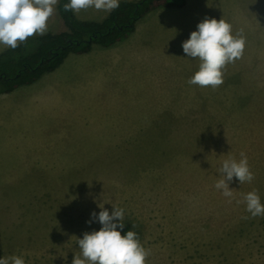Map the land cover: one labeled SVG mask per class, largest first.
<instances>
[{"label":"rangeland","instance_id":"1","mask_svg":"<svg viewBox=\"0 0 264 264\" xmlns=\"http://www.w3.org/2000/svg\"><path fill=\"white\" fill-rule=\"evenodd\" d=\"M202 4L209 18L246 38L242 58L226 65L216 90L187 84L199 61L182 49L207 15L182 10L154 21L144 14L138 33L147 32L140 45L151 59L112 73L117 91L109 86L101 101L70 97L92 120L61 132L57 143L38 132L45 122L23 128L25 139L8 152L0 136V257L72 264L77 238L102 227L88 223L92 213L116 206L123 222L140 229L147 264H264V217L242 219L250 214L236 203L252 190L264 203V5ZM17 120L11 133L22 125ZM241 152L255 179L240 185L234 178L229 203L214 185L223 160Z\"/></svg>","mask_w":264,"mask_h":264},{"label":"clouds","instance_id":"2","mask_svg":"<svg viewBox=\"0 0 264 264\" xmlns=\"http://www.w3.org/2000/svg\"><path fill=\"white\" fill-rule=\"evenodd\" d=\"M59 0H0V49H16L34 35H44L49 21L56 13ZM120 0H68L64 4L66 12L79 15L89 9L110 13L117 9ZM246 45L243 30L233 33V26L224 19L205 18L197 25V30L182 42L186 57L198 60V70L187 80L190 86L211 87L216 90L223 83V69L226 65L242 58ZM240 159L229 157L218 168L219 179L214 187L232 202L234 189L229 185L234 178L240 185L251 183L255 174L251 170L246 153ZM237 204H244L249 216L242 219L264 217V203L256 190L242 194ZM98 215L92 213V221L102 227L98 231L85 232L77 238L78 253L72 264H147L150 250L140 242L138 234L132 230L122 235L117 229L124 228V209L113 206L111 214L101 207ZM135 227V225H133ZM0 264H25L23 256L0 257Z\"/></svg>","mask_w":264,"mask_h":264},{"label":"crops","instance_id":"3","mask_svg":"<svg viewBox=\"0 0 264 264\" xmlns=\"http://www.w3.org/2000/svg\"><path fill=\"white\" fill-rule=\"evenodd\" d=\"M256 2L264 5V0H256ZM204 6L202 0H185L181 6L162 5L151 9V11L149 10L145 14L154 21L163 16L170 20L174 19L172 13L175 11L183 13L182 10H190L192 17L202 14L207 15L206 17L209 18L208 16L213 15V13L205 12ZM106 14V12L89 9L75 15L80 19H101ZM142 16L135 23L133 30L122 40L106 47L93 44L91 49L86 52L70 51L59 65L42 73L35 81L19 85L9 92L1 93L0 136L5 138L4 150L8 152L15 149V145L25 139V134L19 132L31 125L37 124L38 127L45 122L46 127L38 132L47 131L46 133L53 136L52 141L57 143L61 142L59 140L61 132L69 130L77 122L92 120L87 114L88 110L76 108V101L71 100L70 97L77 96L85 104H87V100L98 99V101H101L105 98L104 94L107 93L105 89L109 86L117 91L110 85L111 79L115 83L118 79L111 77L112 73L123 74L129 69L135 70L138 65L151 59V52L140 45V37L143 35L148 36L147 32L138 33L143 22L141 20ZM61 19L56 6V13L49 21L48 31L53 33L62 31L63 23ZM166 22L169 25L167 20ZM149 25L147 24V26ZM166 30L170 31V26ZM171 37L172 34H169V38ZM3 50L0 49V53ZM97 80H101V83L96 82ZM78 95L82 96L79 97ZM114 96V101L121 97L117 96V93ZM17 119H20L22 125L18 131L11 133V125L19 121ZM14 133H19V135L16 139L11 140L10 137Z\"/></svg>","mask_w":264,"mask_h":264},{"label":"trees","instance_id":"4","mask_svg":"<svg viewBox=\"0 0 264 264\" xmlns=\"http://www.w3.org/2000/svg\"><path fill=\"white\" fill-rule=\"evenodd\" d=\"M185 0H120L117 9L99 20L80 19L64 10L68 0H59L57 10L66 29L44 35H34L16 49L5 48L0 53V94L22 84L35 81L42 73L54 69L70 52H86L93 44L103 47L122 40L135 22L149 10L158 6H181ZM131 222H124L121 234L132 230L141 235Z\"/></svg>","mask_w":264,"mask_h":264}]
</instances>
